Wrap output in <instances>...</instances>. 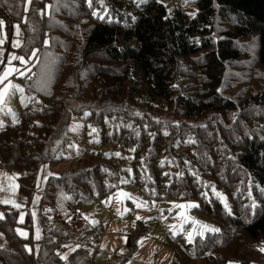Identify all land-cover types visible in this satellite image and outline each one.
I'll return each mask as SVG.
<instances>
[{"label":"rangeland","instance_id":"374dc122","mask_svg":"<svg viewBox=\"0 0 264 264\" xmlns=\"http://www.w3.org/2000/svg\"><path fill=\"white\" fill-rule=\"evenodd\" d=\"M195 1L159 0L164 3L169 14L179 8L189 16L196 13ZM25 5L27 9L29 1ZM0 21H3L0 39L4 40L0 44L4 55L0 75L9 67L25 73L22 76L19 72H13L0 84V93H3L0 96V146L18 143L30 130L29 121L21 116L27 105L41 107L46 104L45 107H48L52 99H55L57 107L64 109L59 118L63 123L70 122L69 133L73 137L59 155L67 157V160L43 166L42 170L33 167L35 173H39L37 178L34 177V188H30L28 198H25V208L31 213L32 230L29 237L20 225L15 228V233L24 237V242L9 234L5 236V230L0 229L1 251L16 253L11 258L14 264L33 262L32 256L37 246L35 242L41 234L36 206L39 196L47 190L46 178L51 174L59 178L79 174L78 179L86 185L68 182L57 192L63 199L55 202L56 209L60 210L55 217L64 221L62 234L74 238L60 249V258L64 263L71 261L72 253L81 246V241L95 236L94 240L91 239L82 247L90 259L89 264H173L172 238L179 237L178 246L182 247L185 243L191 244L204 238L203 242L207 243L211 239L210 234L218 233L224 242L222 250L216 251L210 258L201 253L200 258L196 259L182 256L184 263L181 264H264V236L249 241L242 235V230L234 228L217 212L212 199L193 197L197 185L195 181L199 183L193 167H201L198 161L209 166L208 153L223 151L231 155L235 150L232 148H236L244 138L253 136L264 139V68L258 61L256 34L238 40L234 36L233 47L237 58L220 62L219 79L214 86L207 75V64L212 54L179 58L169 75L173 97L170 102L163 103L158 99L149 101L146 98L144 79L138 73L130 74L125 64L107 62L99 55L89 58L84 56L81 43L84 44L83 37L90 22L78 23L71 46L65 52L61 47L69 39L52 34L51 50L47 52L40 46V51L46 54L39 53L37 49L28 55L21 53L29 61L25 66L18 60H11L12 56H18L16 50L19 46H13L20 36V33L17 35V27L13 25V29L8 32L6 22L2 18ZM234 31V19H216L214 45L210 51L216 48L215 44L220 38L234 35ZM55 38L61 39L63 43L56 45ZM50 42L46 40L44 43ZM37 57L41 60L35 67ZM33 72L38 73L37 87L49 93L51 91L52 98L41 89L39 98L27 92L26 85L21 81L31 77ZM45 78L46 83H43ZM50 79L54 83L47 88ZM211 86L220 100L218 103L209 94ZM260 97L263 99L261 102L258 101ZM187 102L191 104L189 107H199L202 103L206 107H217V110L209 109L202 116H191L185 113ZM229 102L234 109H224V104ZM218 106L224 107L219 110ZM130 133L135 134L136 140H131ZM136 141V154L144 162L142 166L155 176L156 189L162 191L170 187V194H157L154 190L147 192L145 184L148 178L138 169L131 172L132 160L121 162L123 160L117 159L120 158L118 153L122 155L126 150L131 151ZM231 143L235 146L230 147ZM107 144H113L114 147ZM117 147L121 149L118 151ZM113 158L117 164L113 163ZM74 161L77 164L75 167L72 164ZM162 161V166H156ZM168 162L169 171L166 172ZM1 165L0 218L4 216L3 206L18 209L16 222L21 224L26 216L21 208L23 197L17 193V178L21 174L16 170H6ZM169 179L170 182L163 187L164 180ZM142 182L145 183L144 187H135L136 183ZM147 185L150 186V183ZM32 191H35L34 196L30 193ZM223 191L220 188L216 191L218 199L222 203L226 200L231 203V197L227 192L222 194ZM96 195L102 198L81 203L86 199L93 200ZM176 205L186 207L177 208ZM207 205H212V211L215 212L208 213L205 209ZM193 220L219 231L203 230V235H200L202 229L194 225ZM59 226L60 223H52V229ZM189 233H192L191 242L187 239ZM128 239L135 242L133 252L125 246ZM2 261L11 263L6 257Z\"/></svg>","mask_w":264,"mask_h":264},{"label":"trees","instance_id":"16d2710c","mask_svg":"<svg viewBox=\"0 0 264 264\" xmlns=\"http://www.w3.org/2000/svg\"><path fill=\"white\" fill-rule=\"evenodd\" d=\"M26 1L29 0H0V18L6 22L8 31L13 29V25L19 28L18 41L20 42L16 55L25 56L35 49L42 54L44 51H40V46H43L48 52L51 50L50 38L52 34L60 35L62 39L66 37L69 39L61 47L65 52L71 46L78 23L90 22L83 37L84 44L81 43L84 56L89 58L99 55L107 62L125 64L129 68L130 74L138 73L144 79L147 88L146 98L149 101L154 98L163 103L170 102L173 93L170 90L169 75L179 58L185 59L201 53L212 54L207 64V75L212 79L213 86L217 84L220 62L237 58L233 47L234 36L237 37V40L245 39L248 35L253 34L258 36V61L264 68V0H196V13L190 16L179 8L169 14L164 3L159 0H102L103 6L101 0H91V5L89 0H31L27 9L25 8ZM219 18L234 19L236 31H234V35L228 34L226 37L220 38L215 44L216 48L210 51L214 45L215 20ZM46 40L50 43L45 44ZM55 40L58 46L61 42L63 43L61 39L55 38ZM21 53H25V55ZM40 60L41 58L37 57L35 67H38ZM37 80L38 73L33 72L31 77H26L21 82L26 85L27 92L30 91L39 98L41 97V88L37 87L39 83ZM45 80L46 78L43 79V83H46ZM52 80H48L47 88H50L54 83ZM212 88V86L209 88V94L218 103L220 100ZM41 91L49 93L46 90L41 89ZM51 94L50 91L49 95L52 98ZM260 98L259 102L263 100L262 97ZM189 103H185L187 104L185 113L191 116H202L209 109L217 110V107H211L210 104L209 107L202 103L199 107H189L191 105ZM45 105H41V107L27 105L21 116L22 119L29 121L30 130L18 143H7L0 146L1 167L6 170H16L21 174L17 178L19 184L17 193L23 197L21 208L26 213L25 220L19 224L16 222L18 209H8L3 206L4 216L0 218V229L5 230V236L9 234L21 242H24V237L17 236L15 228L19 225L23 227L28 232L26 236L32 230L31 213L25 208L27 206L25 204L28 198L27 193L30 188H34L35 178L39 173V171L35 173L33 167L42 170L43 166L63 163L67 157L59 155L64 152L66 144L73 138L69 133L70 122L63 123L59 118L64 109L56 106L55 99H52V104L48 107ZM224 106H218V109L223 107L224 109H234L231 102ZM29 108L33 110H27ZM146 133L148 135V132ZM130 136L131 140L136 138L133 133H130ZM232 143L230 147L235 146ZM137 144L138 141L135 142L131 151L126 150L122 155L118 153L120 158L117 159L123 160L121 162L132 160L131 172L138 169L142 175L148 178L147 183H144L147 192L154 190L157 194H170V187L162 189V191L156 189L155 176L150 173L149 169L142 166L143 161L136 154ZM238 144L237 149L232 148L235 150L231 155L223 151L206 153V156L210 157L209 166H205V163H201V161H198L201 167L194 165V175L198 178L199 183L195 181L197 185L193 191V197L199 196L203 200L204 198L212 199L217 206V212L226 221L228 220L234 228L242 230V235L249 241H256L264 236V139H256L252 136L244 138V141ZM107 146L114 147L113 144H107ZM120 147H117L118 151L121 149ZM159 155L162 156V154ZM112 161L115 164L118 163L114 158ZM72 164L73 167L77 165L75 161ZM162 164L163 161L161 164L156 163V166L160 167ZM168 171L169 162L166 165V172ZM78 176L80 177L79 174H76L59 178L51 174L46 178L45 188L47 190L39 196L36 206L38 208L37 222L41 234H39L40 239L35 242L37 246L34 249L35 255L32 256L31 264L90 263V259L82 247L88 244L91 239L94 240L95 236L81 241V246L74 250L69 263H64L59 254L60 249L74 238L68 237L66 233L62 234V229L65 227L64 221L55 217L60 213L59 208L56 209L55 202L63 199L57 192L68 182L83 184ZM169 182L170 179L164 180L162 186L164 187ZM149 183L150 186L147 185ZM144 184L143 182L142 184L136 183L135 187H144ZM83 186L86 185L83 184ZM212 188L216 191L218 188L224 189L221 193L225 195L227 192L231 197V203H228L227 200L222 203L220 198L218 199L219 195ZM97 190L98 188L95 191ZM34 192H30L32 196H34ZM98 196L96 195L93 200H83L81 203L100 200L102 197ZM205 209L211 214L215 212L212 211V205H207ZM52 223H60L61 226L52 229ZM209 237L211 239L207 243L203 242L204 238L191 244L185 243L182 247L178 246L179 237L172 238L170 245L173 247V264L184 263L182 256H185L186 259L200 258V255L210 258L216 251L224 248V242L218 233L210 234ZM133 244L135 242L128 239L125 246L133 252ZM1 249L0 247V264H6L2 261L3 257H6L11 262L10 264H14L11 258L16 253L3 252ZM192 252L193 256L190 257Z\"/></svg>","mask_w":264,"mask_h":264},{"label":"snow or ice","instance_id":"6c2138e0","mask_svg":"<svg viewBox=\"0 0 264 264\" xmlns=\"http://www.w3.org/2000/svg\"><path fill=\"white\" fill-rule=\"evenodd\" d=\"M29 2H31V0H29ZM89 4L91 5V0H89ZM101 4L103 6V3H102V0H101ZM94 15H97L96 13H93ZM100 18H103V17H100ZM3 24V21H0V25ZM17 35H19V28L17 26ZM4 42L3 39H0V44H2ZM14 47H18L19 46V42H15ZM33 56L35 55V53L32 54ZM11 60H18L21 64L27 66V64L29 63V61H27L23 56H12L11 57ZM9 63H11V61H9ZM13 72H19L20 75H25V73L23 71H21L20 69L18 68H13V67H9L4 73L3 75H0V84H2L4 82V80H6L8 78V76L10 74H12ZM7 89H5L6 91ZM3 93H0V96H2ZM138 207L140 205H137ZM177 208H184L186 207V205H176ZM137 219H140V217H137ZM192 223L194 225H197L199 228L202 229V231L200 232V235H203V230H208V231H219L218 229H209L206 225H200L198 221H195L193 220ZM37 238H39L37 236ZM187 239L189 242L192 241V233H189L188 236H187ZM262 251H264V249H262Z\"/></svg>","mask_w":264,"mask_h":264},{"label":"crops","instance_id":"0c3cea01","mask_svg":"<svg viewBox=\"0 0 264 264\" xmlns=\"http://www.w3.org/2000/svg\"><path fill=\"white\" fill-rule=\"evenodd\" d=\"M9 32V31H8ZM19 40V39H18ZM0 52H1V54H0V66L2 65V63H3V57H4V55H2V51L0 50Z\"/></svg>","mask_w":264,"mask_h":264},{"label":"built area","instance_id":"2783aa9c","mask_svg":"<svg viewBox=\"0 0 264 264\" xmlns=\"http://www.w3.org/2000/svg\"><path fill=\"white\" fill-rule=\"evenodd\" d=\"M65 206H67V205H65ZM68 207V206H67Z\"/></svg>","mask_w":264,"mask_h":264}]
</instances>
